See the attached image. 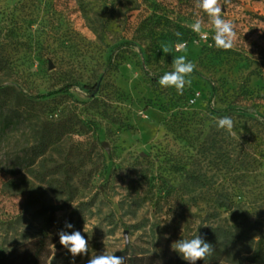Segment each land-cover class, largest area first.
Wrapping results in <instances>:
<instances>
[{
    "label": "rangeland",
    "instance_id": "rangeland-1",
    "mask_svg": "<svg viewBox=\"0 0 264 264\" xmlns=\"http://www.w3.org/2000/svg\"><path fill=\"white\" fill-rule=\"evenodd\" d=\"M220 2L231 50L195 0H0V252L45 233L49 264H163L195 234L224 263L264 247V0ZM181 55L196 65L183 94L159 85ZM61 230L88 254L73 261Z\"/></svg>",
    "mask_w": 264,
    "mask_h": 264
},
{
    "label": "clouds",
    "instance_id": "clouds-1",
    "mask_svg": "<svg viewBox=\"0 0 264 264\" xmlns=\"http://www.w3.org/2000/svg\"><path fill=\"white\" fill-rule=\"evenodd\" d=\"M195 6L202 10L211 23L214 29L215 47L223 50H231L235 47L237 40L235 25L231 20H227L222 16V5L220 0H195ZM203 18H198L189 25L191 30L199 35L202 39L207 40V33L203 32L204 28ZM210 47L212 45H209ZM180 50V49H178ZM164 53H170L169 47L162 48ZM173 70L165 72L159 77V85L162 88H175L177 93L183 94L186 85L191 83V75L196 68V65L188 61L186 56L181 55L176 57L173 61ZM217 127L226 130L230 135L233 133L234 121L228 117L218 118ZM208 225V224H206ZM201 226V225H200ZM197 228V232L199 227ZM68 229L73 228L70 222L65 223ZM83 232L87 233L84 225ZM59 243L71 253L73 261L77 255H87L89 251V243L81 231H73L71 234L61 230L59 232ZM172 249L176 251L189 264H196L197 261H205L213 254V245L207 242L202 236L195 234L191 239H179L172 243ZM125 258L123 256H116L114 254H100L91 256L87 264H124Z\"/></svg>",
    "mask_w": 264,
    "mask_h": 264
},
{
    "label": "trees",
    "instance_id": "trees-1",
    "mask_svg": "<svg viewBox=\"0 0 264 264\" xmlns=\"http://www.w3.org/2000/svg\"><path fill=\"white\" fill-rule=\"evenodd\" d=\"M8 66V60L3 56V53L0 49V72L2 69H5ZM72 86L71 83L65 84L60 87L58 90H53L47 93H42L41 96L45 97L52 93L58 91H66ZM1 107V103H0ZM18 109V108H16ZM14 116L12 114H6L2 121L3 127L7 128L12 126L14 122ZM225 236L227 241H234L237 237L235 231H227L225 232ZM221 234V232H220ZM52 243L53 238L49 234H41L35 237L34 239L25 242L17 247H14L10 250H3L0 252V264H49V257L52 253ZM209 243L213 244L214 240L212 239ZM234 261L230 263L223 262V251L220 249L216 250L214 248L213 254L209 256L205 261H197L196 264H264V247L259 246L257 249L253 251V253L248 257H243L239 259L236 254H233ZM143 259L145 257L140 256H129L127 258V262L129 264H139L138 259ZM149 264H154L153 262ZM163 264H189L188 261H185L183 258L178 257L175 260H171L169 262Z\"/></svg>",
    "mask_w": 264,
    "mask_h": 264
},
{
    "label": "water",
    "instance_id": "water-1",
    "mask_svg": "<svg viewBox=\"0 0 264 264\" xmlns=\"http://www.w3.org/2000/svg\"><path fill=\"white\" fill-rule=\"evenodd\" d=\"M46 207L50 208L51 211H52V213H53V211L55 210V206L49 205V206H46Z\"/></svg>",
    "mask_w": 264,
    "mask_h": 264
}]
</instances>
